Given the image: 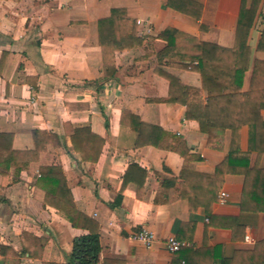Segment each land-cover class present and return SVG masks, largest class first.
Returning a JSON list of instances; mask_svg holds the SVG:
<instances>
[{
  "label": "crops",
  "instance_id": "crops-1",
  "mask_svg": "<svg viewBox=\"0 0 264 264\" xmlns=\"http://www.w3.org/2000/svg\"><path fill=\"white\" fill-rule=\"evenodd\" d=\"M113 10L125 12L144 44L116 52V75L106 79L99 26ZM168 29L182 36L165 53L168 43L161 35ZM197 42L234 50L242 63L234 76L229 55L215 64L219 78L207 82L216 98L215 126L207 125L210 93ZM258 64L264 65V0H0V132L14 135L13 148L21 152L34 150L36 130L62 144L49 146L19 178L15 168L8 181L0 176V246L17 254L0 252V264H67L74 240L89 234L45 203L40 169L49 166L63 169L77 209L99 225V264H223L263 243L264 67L255 73ZM168 76L200 96L187 97L190 105L166 103ZM252 83L258 89L251 103L220 97L247 94ZM238 111L239 120L258 124L256 131L234 127ZM139 120L148 146L137 147L132 127ZM80 128L104 140L97 162L76 153L72 136ZM176 140L185 143L180 151L191 169L207 177L220 171L219 183L194 180L182 189L185 159L168 149ZM98 150L97 144L93 158ZM232 154L248 157L228 169ZM130 166L146 171L147 178L138 192L141 177L131 176L121 194ZM157 174L177 179L174 190L181 199L155 203L164 192ZM222 192L228 194L225 204ZM189 199L200 205L192 208ZM143 228L155 234L151 249L132 239ZM171 236L185 244L175 254L166 246Z\"/></svg>",
  "mask_w": 264,
  "mask_h": 264
},
{
  "label": "trees",
  "instance_id": "trees-1",
  "mask_svg": "<svg viewBox=\"0 0 264 264\" xmlns=\"http://www.w3.org/2000/svg\"><path fill=\"white\" fill-rule=\"evenodd\" d=\"M133 25L134 23L127 18L125 12L122 10H113L109 18L100 22V46L103 53L104 75L106 79H112L116 75V52L130 51L132 49L139 48L144 44V40H142V38L138 37L137 34L134 36ZM181 36L182 35L180 33H177L174 30H166L161 35V39L168 43V46L164 52L168 53L172 51V49L175 47V41H177ZM195 46L202 48L203 51L202 58L199 60V69L202 74L204 88L208 89L210 93L208 105L205 106L208 114L207 125L209 124L210 126H215L216 124L213 123L212 120L211 109L213 108L211 106L213 101L215 102L216 98L212 96L213 93L209 89L207 82H209L212 76L219 78V74L217 73L218 66L215 64L219 63L222 65L224 60H228L229 55L233 56L234 58L233 61L236 69L234 76L240 75L242 63L238 55H235L236 51L234 50L229 51L227 49L218 48L211 44L200 42L195 43ZM263 67V64L256 65L255 73H257V70L259 69L262 70ZM168 80L170 81V92L166 103L190 105L186 102V98L191 97L192 94H195L196 96L200 94V92H197L196 90L184 87L176 78L168 76ZM254 81L255 79L253 80V83ZM253 83L250 91L247 94L240 95V93L237 92L224 94L226 96L220 97H227L228 102L241 100L243 103H251L258 89V86L254 85ZM260 88L261 108H264V81L262 83V87ZM233 125L238 129L243 125H249L250 128L256 131L258 124L251 125L249 120L247 122L239 120L238 111V116L233 122ZM138 126L139 127H132V129L138 134L137 147L150 145L144 136L145 130L143 128L146 127V125L139 120ZM32 134L35 145L34 150L21 152L16 151L13 148L14 135L0 132V176H2L4 181H8L10 178L12 168L16 169L15 177L19 178L22 171L29 169L32 163H38L40 161L41 155L48 151L49 146L52 145L55 148L62 147L60 139L54 134L39 130L33 131ZM72 143L76 153H78L84 161L97 162L105 142L103 139H100L99 137H96L94 134H92L90 128H80L75 130V133L72 136ZM97 144L99 146V150L96 152V157L93 158L92 153L95 152ZM184 146V142L176 140L175 146L168 147L170 151L178 153L185 159L186 165L180 175V178L184 181V183H182V189L189 188L191 181L194 180H214L215 182L219 183L221 178L219 173L220 171H218L214 177H207L198 174L191 169V166L189 165V157L185 152L180 151V148H183ZM247 157L248 155L237 156L232 154L228 157V169L235 166L237 161H241L242 159L244 160V158L246 159ZM40 175L39 183L46 193L45 203L55 208L59 214L74 228L89 232L88 235L74 240L72 253L67 264H99L100 254L102 251L100 244L99 225L77 209L72 192L68 187L67 179L63 169L60 166L42 167L40 169ZM133 175L141 177L140 181L135 182L139 189L138 192L143 189L147 178V172L138 166H130L124 177L121 194H123L127 185L133 181L131 180V176ZM157 176L164 180V183L162 184V190L164 192L162 191L163 193L157 196L155 200L156 204H170L181 199L180 196H176L179 195V193L174 190V187L177 183L176 178L170 175L166 176L164 174H157ZM165 195H167L166 200H160L161 196ZM189 202L192 208L200 205L192 199H189ZM25 236L26 235H24V237ZM26 249L31 252L30 247L27 245ZM0 252L2 255L9 254L8 256L11 257L17 256V254L11 249L4 246H0ZM223 264H264V242L257 244L252 250L237 252L232 258L225 260Z\"/></svg>",
  "mask_w": 264,
  "mask_h": 264
},
{
  "label": "built area",
  "instance_id": "built-area-1",
  "mask_svg": "<svg viewBox=\"0 0 264 264\" xmlns=\"http://www.w3.org/2000/svg\"><path fill=\"white\" fill-rule=\"evenodd\" d=\"M140 25L144 26L143 23L139 22ZM150 32V30H148ZM228 199V194L222 192L220 195V203L225 204ZM133 240L143 243L148 249H151L155 243V234L148 228H143L140 232L133 234ZM246 243L254 245L255 240L251 236L246 237ZM166 246L170 253L175 254L181 251L185 244L179 241L176 237L171 236L166 240Z\"/></svg>",
  "mask_w": 264,
  "mask_h": 264
}]
</instances>
